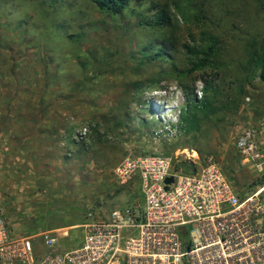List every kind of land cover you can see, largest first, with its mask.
<instances>
[{
  "label": "rangeland",
  "instance_id": "374dc122",
  "mask_svg": "<svg viewBox=\"0 0 264 264\" xmlns=\"http://www.w3.org/2000/svg\"><path fill=\"white\" fill-rule=\"evenodd\" d=\"M263 5L131 0L114 15L90 0H0V215L12 236L65 231L61 249H74L88 211L140 201L113 174L126 158L193 150L197 169L213 160L241 195L254 190L236 143L264 127L250 61ZM156 8L168 23L150 25ZM193 99L208 106L181 124Z\"/></svg>",
  "mask_w": 264,
  "mask_h": 264
},
{
  "label": "built area",
  "instance_id": "2783aa9c",
  "mask_svg": "<svg viewBox=\"0 0 264 264\" xmlns=\"http://www.w3.org/2000/svg\"><path fill=\"white\" fill-rule=\"evenodd\" d=\"M236 147L258 183L245 195L213 160L197 169L193 150L184 162L126 158L113 174L121 186L137 185L140 201L102 217L88 211L68 251L58 240L67 232L16 238L0 215V264H264V127L246 129ZM183 163L195 174L183 173Z\"/></svg>",
  "mask_w": 264,
  "mask_h": 264
},
{
  "label": "trees",
  "instance_id": "16d2710c",
  "mask_svg": "<svg viewBox=\"0 0 264 264\" xmlns=\"http://www.w3.org/2000/svg\"><path fill=\"white\" fill-rule=\"evenodd\" d=\"M99 10L103 12H109L114 15L121 14L125 9L128 8L131 0H90ZM264 6V5H263ZM165 12L163 9L156 8L155 13L152 15L150 25H163V23H168L167 18H165ZM144 21V20H143ZM160 54L156 52L154 57H159ZM162 57V56H160ZM250 61L254 70L256 71L257 78L264 82V37L260 40L258 44L250 45ZM207 92V88H204ZM206 100L197 103L196 100L189 101L187 114L183 113L180 119V123H195L197 121V113L203 111L208 105Z\"/></svg>",
  "mask_w": 264,
  "mask_h": 264
},
{
  "label": "water",
  "instance_id": "95a60500",
  "mask_svg": "<svg viewBox=\"0 0 264 264\" xmlns=\"http://www.w3.org/2000/svg\"><path fill=\"white\" fill-rule=\"evenodd\" d=\"M181 171L183 173H186L188 175H194L195 174V166L193 165V163H183L182 166H181ZM173 182V179L172 178H167L165 180V183L166 184H171Z\"/></svg>",
  "mask_w": 264,
  "mask_h": 264
}]
</instances>
